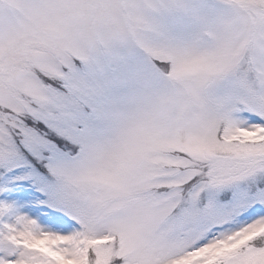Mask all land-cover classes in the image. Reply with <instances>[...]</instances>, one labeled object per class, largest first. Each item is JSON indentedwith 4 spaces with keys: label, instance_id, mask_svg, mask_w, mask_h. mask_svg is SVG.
Masks as SVG:
<instances>
[{
    "label": "snow or ice",
    "instance_id": "obj_1",
    "mask_svg": "<svg viewBox=\"0 0 264 264\" xmlns=\"http://www.w3.org/2000/svg\"><path fill=\"white\" fill-rule=\"evenodd\" d=\"M0 264H264V0H0Z\"/></svg>",
    "mask_w": 264,
    "mask_h": 264
}]
</instances>
